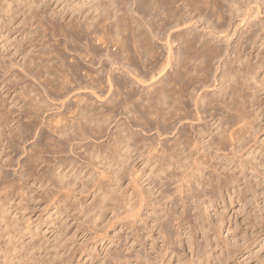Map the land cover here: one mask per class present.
Instances as JSON below:
<instances>
[{
    "label": "bare ground",
    "instance_id": "1",
    "mask_svg": "<svg viewBox=\"0 0 264 264\" xmlns=\"http://www.w3.org/2000/svg\"><path fill=\"white\" fill-rule=\"evenodd\" d=\"M28 1L29 0H27V2ZM110 1H112V0H110ZM124 1L128 2L127 0H124ZM124 1L123 2L119 1L120 3H122L121 5H123V8H124V4H123ZM159 1H161V0H159ZM171 1L172 0H168L167 3H165L164 1H162L161 3L160 2L155 3L153 1L154 3L151 2L152 4H154L153 7H152V5H149L150 4V1H149V4L146 3L145 6L140 5L139 8H141V6L146 7V5L147 6L149 5V8L150 7L153 8L154 11L151 10L152 8L151 9L147 8V9H149V11L150 10L151 11H150V16H148L149 14L148 15L146 14V15L148 17L152 18L151 12H155V15H156L155 18L158 19V17H160V19H158L157 21L155 20L156 21V28L160 33L163 32V33H166L168 35L170 32L167 33L166 31H168L167 29L169 28V25L172 23H173V25H172L173 27L170 26V27H172V29L175 28L174 26H176V28H178L179 25H180V27L182 25L183 29L186 27L184 29V31L179 32L177 35V40H178L177 43L178 42L179 43L177 46L178 49L176 48L177 52L175 54L177 56L175 55L176 57L174 59V62L172 60L173 50L171 51V47L168 48L169 53H168V56L166 55L167 56L166 59L164 60L163 59L164 57L161 58V60L159 59L160 56L161 57H162V55L164 56V54L161 55L162 49L160 48V46L159 47L154 46L156 43H154V45H153V39H155L156 36L158 37L159 32L156 31L158 33L157 34V33H154L155 31H153V33L155 34L154 35V34H152V31H151V34L154 37V38L152 37L153 38L152 39L151 38L152 35H149L150 32L149 33L146 32V30L148 29L147 26H148V24H150L149 22H152V21L148 20L147 21L148 23L146 22L147 23V26H146L147 29L144 31V29L142 27H139V26L144 24L143 23L144 20H142L143 24L141 23L139 25L137 23L140 19L138 21L136 20V23L139 25V26L137 25V27L136 26H134V27L130 26V24H133V25L135 24V22L131 21V19H130V22H132V23L129 22L130 23L129 26L132 27L131 28L132 34L130 33L132 35V37H131V35H129V36L132 38L131 41L133 43H131L130 41H128V42L132 44V46H133L132 49H134V52H130V48L132 46H129L128 45L129 43L125 39V37H127L126 35H128V32H130V31H128V32L126 31L125 32L126 34H124L125 36L121 35V37L123 36L125 39V40L121 39V40H124V41H121V42H123L122 44L120 41H118L120 35H117L118 39L112 36L113 39H117V41L114 40L115 43H114V41H113V43L115 44L116 48L118 47L120 49L119 52H121V55H119V54L117 56L114 55L115 57H112L113 54L111 52H110L111 56L109 54L103 53L101 50L103 48H101V47H100V49L96 48L97 43H96V45L94 44L95 47L93 49L87 48V46L83 47L84 50L86 48V52L84 53V50L79 51V54L77 53L78 54L77 55L75 52L77 50H79V49L76 50V48H79V47H77L76 45H71V43H69L70 44L68 46L69 48H70V46H73V47L76 46L75 49H72L74 51L72 54L75 53L77 56H79L78 58L82 59V60L80 59L81 62L84 63V61H85L86 64L85 63L81 64L77 60H76L77 62H75L74 61L75 59H74L73 60L74 62L72 64H70L69 66H66L64 63V59H63L64 56L62 57L59 53L56 54L57 52L55 53V51H56L55 49H54L55 51L53 50L54 52L52 50L47 49L48 45H46L47 46L46 49L48 51L45 52V55L42 54V56H44V58H42V56L38 57L37 55H35L36 58L38 57V59L40 61L38 62L37 59H35L37 62L31 61V60H34L32 58H35V56L33 55V57L30 58L31 56L28 54V53H30V51H29V48L26 47V45L28 43L27 41H30L32 39L30 38V36L28 37V35L25 33L28 32L29 30H32V29H29L28 31L24 30L23 39H20L23 42L19 45V50H18V46H17V48L14 47V50L17 49L15 54H18V56H20V57L23 56V59L27 58L26 59L27 61L24 60V61H26L25 64H23L24 68L23 67H21V68L26 70L30 76H33L34 78L39 79V81H40V78H45V81H44V79H42L44 81V85L49 87L48 89L51 92H54L53 94L58 95L60 98H64L66 101V102H63V104H60L64 108V110L62 112L55 113L57 111L54 112L55 108L53 109V107L55 106L57 110L59 108H57V105H54L53 103H51V102H54L55 99H51L50 100L51 102L48 101L49 99L48 100L46 99V98H48V97H45V95H44L45 93H47L46 91H45V93L39 92V89L35 88L32 85H25L24 88L19 86L22 88V89H20V88L19 89L21 90L20 93L23 97V103H24V105L21 107V111H23L27 114L26 115L27 118L34 119L33 121H37L39 118L43 117L45 114H47L46 115L47 117H51V119H49L48 121L45 120L46 123L44 124L45 125L44 127L48 130L47 132L49 134L48 136H46V139L48 140L47 143L49 144V147H51L50 149H52L51 153L53 152V153L63 154L67 150V147H69V148H71L70 151L72 153L78 155V157L81 156L82 158H80V159H83L85 161V163H83V165H79V163H77V161L74 162L75 160L73 161V159L68 160L67 157H66L67 160H65L66 158L64 160L59 159L60 161L56 162V164L53 167V170H51L52 172L46 171V175H43L44 177H43V179H41V182H40L42 186L45 185L46 187L48 186V188L52 187V189L55 188L57 191L58 190H60V191L66 190V192H67V189L69 188V186L71 188L73 183H71V185H70L71 181L66 180L68 177L63 176L64 173H66L65 172L66 170H68V172L70 174H72V175L74 174V177L77 180V176L79 174H81V172H83L84 170L90 169L91 166H93L94 161L101 164V165H97V166L95 165L96 168L97 167L101 168L102 164L105 165L106 161H109L108 159H110V158L113 160V162H115V161L121 162L122 165L125 162L127 163L128 161H131L130 163H132L131 164L132 167L131 166L130 167H128V166L124 167L126 169H129V174H126L128 171L121 166L122 170L124 169V171H121V172L128 175V177L136 175L135 172L137 170L136 171H134V170H135V164H137L136 163L137 160H139L137 165L141 164V165H143V167L146 166L148 168H153V170H151V172L150 171L149 172L151 173V175L154 178L156 176V179L154 181H152V180L150 181V184H149L150 186L147 185L148 189H144L143 187L141 188L140 185H138V186H140L141 189L138 186H136L141 190V191L138 190V192L140 191L139 192L140 194H137L138 192L136 193L137 195L140 196V197L137 196V197H139V202H137V203L133 202L134 199L136 198V197L134 198V196H133L135 193V191L133 189H131V190H133L134 192H131L129 190L131 192V195L127 193L129 196L125 194L126 193L125 190H128L127 188L124 191H122L123 195L125 194L126 196H128L127 201H126V205H125L126 208L123 205V207L126 209V211H128V213H127L128 215L125 214L126 215L125 218H126V220L129 219V222L127 223V225L125 223L126 226L125 225L124 226L127 227V230H129V232H130V233H128V236L126 237L127 241H128V244H126V247H125V251L128 254L126 258H128V256H129L128 259L133 258L132 256L135 254L134 257H135L136 264H141L140 261H144V262L149 263V264H156V262H158L159 260L162 262L163 259L165 260L164 257H166L167 255L170 256L171 254L173 255L175 253L174 249L176 248V246L177 247L180 246V248H181V245L183 243L182 238H181L182 236H184V235L187 236V239L191 243V241H193L192 239L197 237V236H195V234L197 232L201 231L202 234L200 233V236L203 235L202 229H204V227H202V225H201V221H203V219L201 220V218H200V217H203V215L200 216V213H202L201 210H202V208H204V206H206V203L208 201H209V203H212L214 201V200L212 201V197L211 198L208 197V195L210 196L212 191L211 192L208 191L210 194H207V192H206L207 191L206 189L209 186L210 187L208 189L212 190L213 189L212 184H214V182L212 180V178H213L212 175L209 174V176L207 177V171L208 170L213 169L209 173L213 172V173L217 174L219 172V174L217 176H220V177H221V175L223 176V177H221V179H220V177L216 178L218 180V181L215 180L216 183L218 182V184L220 185V188H219V185L217 184L218 185L217 188L219 190H224V191L227 190V192L230 196L237 195V193H238V196L247 193V192L246 193L242 192L240 194L239 193L240 191L237 192L238 190H236V188H238L237 186H240L242 183L241 181L244 182V180H245L244 185L246 184V188L249 191L252 190V192H255L253 190L257 189L255 183H254L255 188L253 189L254 184L251 182L250 179L247 178V170L248 169H251L252 171L254 170L255 165L252 166L253 164H251V161L255 162V160H251L250 162L244 160L245 156L243 159L242 151L245 152V150L248 146V143H245L247 141V139H245L243 136L244 135L247 136V134L249 135L250 132H252L254 130V127L252 128L251 126L254 123H256L257 121L262 122L263 117H264V98H263L264 97V41L261 45L262 48L259 47L262 50L260 52L256 51V53H257L256 56L252 57L253 55L248 53L249 52L248 51V45L250 46L251 38L255 32H254V29H252L254 27V25L249 26V29H250V30L248 29L249 34L246 32L248 35L246 34V36L245 35L242 36L241 40L239 42L237 41L238 42V44H236L237 46L234 47V49H232L231 53L234 54V57H232L233 59L231 61L229 59V61H228L227 59L224 58L225 60H227V62L225 64L223 62L224 65L220 64L219 67H216L215 66L216 63H214V61L215 60L219 61L220 59H222V56H223L222 45L217 44L216 42L213 44L214 41L213 42L210 41L208 36L209 35L215 36L216 37L215 40H217V42H218V39L220 38L221 35L223 36L224 34H227L224 31L225 29L222 30L223 29L222 24L224 23L225 18H224V14L222 11V7L220 5V1L219 0H187V1L183 0L182 2L184 3V1H185L186 3H184L182 6V2H180V0H177V4L181 3L180 6H182V7L179 6L180 7L179 8L175 4L174 6H177V9L175 7L176 10L173 9L174 10L173 12L171 11L173 8V6H172L173 4L172 5L170 4ZM174 1L172 3H174ZM237 1H240V2H238V3H240L239 5L235 4L236 2L235 3L233 2V3L238 7H235L234 4H232V3H231L232 6L228 5V6H231V7H229L230 10L228 11L231 13L229 19L233 18V20H234V18L239 17V15L241 18V15L244 12V9L241 10V8L246 6L245 5L246 1L248 3V0H244V2H241L242 0H237ZM108 2H109V0H108ZM114 2L117 3L118 0H115ZM129 2H131V1H129ZM98 3H100V2H98ZM104 3H105V8L107 9L109 6L108 3L106 1ZM106 3H107V5H106ZM116 3L114 5H116ZM133 3L134 2L132 1V4ZM27 4H29V3H27ZM103 4H101V5H103ZM109 4H110V2H109ZM112 4L113 3H111V5ZM132 4L130 5V7L132 6ZM156 4H158V5H156ZM251 4H253V3H251ZM96 5H95V10H97V6L99 7V5H97V6ZM135 5H136V3H135ZM168 5L172 6L171 8L169 7L170 10H168V8H167ZM249 5L246 7H249ZM258 5H256L257 7L253 6L256 8V9L254 8L255 10H259L260 7ZM6 6H8L7 3H6ZM117 6L118 5L115 6L118 9V10L116 9V11H118V14H116V15L117 16L119 15V17H120V15H123V14L119 13V11L122 7L119 9ZM125 6L128 7V4L125 3ZM27 7H29V6H27ZM115 7H113V8H115ZM100 8H102V7H100ZM22 9L25 10V8H22ZM99 9H98V13H99V11L101 13L102 9H100V10ZM112 9H110V7H109L107 9V11L108 10L112 11ZM126 9H124L125 13H127L128 14L127 16L129 17L131 14V13H128L130 8L128 7V9L127 10ZM143 9H146V8H143ZM201 9L209 10L211 12V15H209V16H212V18L214 17V20H216V22L221 21V23H219V24L221 25L222 29H217L218 27L217 28L212 27L213 25H211V26L209 25L207 28V26L205 25L206 27L204 26L205 28H203L202 31L204 32V29H205V30H208V32H209V30H210V33L208 34V36H206V35L200 36L203 33L202 34L200 33V35H199V33H197V31H195L194 26L197 24L198 25L200 24V22H201L200 18H202V17L199 16L200 18L196 19V17H193L190 12H192V13H193V11L199 12ZM142 10H141V12H142ZM252 10H253V8L251 7V9L249 8V10L247 9V11H245V12L247 14L248 11L250 13V11H252ZM28 11H31V10H28ZM126 11H128V12H126ZM131 11H132V9H131ZM136 11H138V9ZM146 11L148 12V10H146ZM240 11H242V14L239 13V15H237V13ZM22 12H24V11H22ZM120 12L123 13L124 11H120ZM143 12H145V11H143ZM111 13H114V12H111ZM115 13H117V12H115ZM252 13H253V11H252ZM102 14L105 15L106 12L105 13L102 12ZM164 14H166V15H164ZM246 14L242 15L244 18H242L239 21V25H240V22L241 23L245 22L244 20L247 17L244 15H246ZM106 15H105V18H106ZM108 15H110V14H108ZM152 15H154V14L152 13ZM162 15H164L166 17L161 18ZM22 16H23V13H22ZM139 16L140 15L137 14L138 18H139ZM141 16L143 19L142 14H141ZM27 17H30V16H27ZM27 17H25V18H27ZM37 17H38V15H37ZM112 17H114L113 14H112ZM197 17H198V15H197ZM114 18H111V19H114ZM127 18H126V20L125 19H122V20H125L126 22H128L129 21L128 19L131 18V16L128 19ZM150 18L146 17V19H150ZM248 18L250 19V16ZM94 19H93L94 20L93 24L96 23L97 18L94 17ZM109 19H108V22H109ZM115 19H114V21H115ZM84 20L85 19L83 18V22H85L88 19H86L85 21ZM101 20H104V19H101ZM119 20H121V17ZM134 20H135V18H134ZM76 21L73 23H76ZM100 21L97 20L98 25H101V24H99ZM106 21L107 20H104L102 22L105 23ZM110 21H112V20H110ZM125 21H124V23H125ZM78 22L79 21H77L76 25L78 24ZM87 22H88V26L90 27L89 24H91L92 22L89 23V20ZM108 22L106 24H108ZM119 22H118V24H120ZM154 22H153L152 28H153V26H155ZM230 22H231V20H230ZM56 23H57V21H56ZM109 23L112 24V22H109ZM124 23L122 21V24H121L122 27L124 26L123 25ZM79 24H80V22H79ZM85 24H86V22L84 23V25ZM76 25H74V26L77 27L78 25L77 26ZM95 25L93 28H95V27L98 28V25H96V26ZM102 25H103V23H102ZM102 25L100 26L101 30H102ZM108 25H109V27H112V26H110V24H108ZM114 25L116 26V21H115ZM31 26L33 27L34 25H31ZM39 26H40V24H39ZM74 26L70 27L71 28L70 30H72V28H74ZM81 26L83 27V25H81ZM85 26H87V24ZM126 26H128V24L125 25V27H124L125 29H126ZM25 27H27V26H25ZM38 27H37V29H38ZM122 27L119 29V26H118V29L120 30V32L119 31L118 32L120 34L123 33ZM180 27H179V29L182 28V27L181 28ZM78 28H80V26L75 28L76 32H74L73 30L72 31H73V34L76 33L79 36V38H80V36L84 37L82 35L84 33H87L86 35L93 37L92 36V35H94L93 29H92V31H89L88 28L87 29L84 28V30L78 29ZM97 28L95 30H97ZM57 29H59V28H57ZM110 29H111V31H108V33H110L109 35H110V39H111V35H113L114 33L118 34V32L116 31L117 29L116 30H112V28H110ZM125 29H124V31H125ZM101 30H99V32ZM149 30H151V28H149ZM228 30L226 29V31H228ZM105 31L107 32V30H105ZM105 31H103L104 35L107 34ZM112 31H114V32H112ZM169 31H170V29H169ZM175 31H174V33H175ZM44 32L46 34L45 30H44ZM44 32H43V34H44ZM97 33H98V31H97ZM101 33H102V31H101ZM222 33H224V34H222ZM49 34H52V33H49ZM166 34H164V35L162 34L161 36H166ZM104 35H103V37L106 36V35L105 36ZM234 35H235V33H234ZM3 36H4V30H3V28H1L0 38H3ZM32 36H36V35L32 34ZM63 36L65 37V34H63ZM228 36L230 37V35H228ZM97 37H100L99 34L97 35ZM167 37H162V38L166 39ZM95 38H96V35H94V39ZM101 38H102V35H101L100 39ZM158 38H156V41L158 40ZM211 38L212 37H210V39ZM65 39L67 40V38H65ZM88 39H87V41H88ZM97 39H99V38H97ZM97 39H95L94 42H96ZM103 39H105V38H103ZM113 39H111V40H113ZM159 39L162 40L161 38H159ZM167 39L165 41H161V42L165 43L167 41ZM72 40H74L75 44H78V46H79V44L82 43V41H81V43H80V41L78 43H76L77 41L75 39H72ZM80 40H81V38H80ZM170 40H172V39H170ZM222 40L224 42L226 40V43L228 44L227 41H229V39L227 40V38H226L225 40L224 39H222ZM252 40H253V38H252ZM33 41H34V39H33ZM107 41H109V40L107 39ZM125 41L127 42V44H124ZM38 42H40V40ZM66 42H68V41H66ZM111 42H109V43H111ZM33 43H35V42H33ZM37 43L35 44L36 46H37ZM103 43H105V42H102L101 44H103ZM107 43L108 42H106L105 44H107ZM113 43H112V45H113ZM166 43H165V49L168 47L167 45L169 44L168 42H166ZM47 44H48V42H47ZM85 44H81V45L84 46ZM87 44L89 45L90 41ZM105 44H103L104 47L106 46ZM161 44H163V43H161ZM42 45H44V44H42ZM99 45H97V46H99ZM172 45H173V43L171 44V46ZM251 45H253V41H252ZM64 46H66V44ZM113 46H112V48L115 47V46L114 47ZM54 47H56V46H54ZM106 47H109L108 44ZM35 48H37V47H35ZM43 48H44V50H46L44 46H43ZM58 48H59V46H58ZM116 48H114V49H116ZM158 48H160L161 51H159ZM162 48H163V46H162ZM226 48L227 47H225V49ZM32 50H33V48H32ZM67 50L70 52L69 49H67ZM117 50L118 49H116V51ZM258 50H260V49H258ZM131 51H133V50H131ZM163 51H166V50H163ZM227 51H228V49L226 50V52ZM106 52H107V49H106ZM116 53H118V51ZM54 55H57L58 57L54 56ZM228 55H229V53H228ZM227 57H230V55ZM73 58H74V56H73ZM96 59H97V61H96ZM29 60L31 62L30 65L27 64V62ZM55 60H57V61L55 62ZM213 63L215 65H213ZM108 66H110L109 69L106 68ZM214 67H216V69ZM120 69L121 70L123 69V71L125 73H127L129 76L124 77L126 74L123 72L122 73L124 74V76H122L121 72L119 74L115 73V70L118 71ZM142 69H145V70H142ZM212 70L215 72L216 71L219 72L218 70H220L218 77L216 75V77H214V79H212L214 81L212 84L217 83L216 87H218V89L216 88L217 91L215 92L216 96L215 97L212 96V99H209V100H207L208 96L203 97L200 95L199 97L198 96L196 97V93H195L194 89L191 87H195V86L200 85L201 88H203L202 91L204 90V88L206 89V85H208V83L211 81V80L209 81L210 77L208 78V76H210L213 73ZM210 72H212V73H210ZM215 72H214V74H217ZM209 73H210V75H208ZM104 75H105V78H107V82H104ZM156 77H159V78H157V80H155ZM16 78H17V76H16ZM10 79H12V77L9 78V81L10 82L13 81ZM149 79H150L151 83H153V84H150L151 87H153V89H150V87H149V88H146L148 90L145 89L146 91L145 90L140 91L137 84H139L141 86L142 84H145L146 82L148 83ZM35 81H36V79H35ZM10 82H9V84H10ZM105 83L106 84L108 83L107 88H106ZM210 84L211 83H209V86H210ZM152 85H154V86H152ZM4 87H6V86H4ZM4 87H2L1 91L4 90ZM211 87H213V86H210V88ZM6 88H8V87H6ZM189 88L193 89V92L195 93V97H192V98H196V100L194 99L195 101L193 99H191V96L194 95L193 93L191 96L189 95V97H188L187 93L189 92V90H188ZM196 88H200V87H196ZM106 89H108V91ZM208 89L209 88H207L206 90H208ZM44 90L45 89H43V91ZM187 90H188V92H187ZM8 91H10V90H8ZM106 91H107V93H106ZM196 92H198V90ZM199 92H200V90H199ZM205 92L207 93V91H205ZM205 92H204V94H205ZM105 93H106V100L103 99V97L101 98V96H104ZM4 94H5V92H4ZM71 94L73 96V99H74V96L76 98V99H74V101H72L73 100L71 98L72 96L70 97L71 100L69 99V101H68L66 99ZM99 94L101 95L100 98H99ZM102 94H104V95H102ZM90 95L92 97L94 96V98L96 96L95 99L98 98L96 102H98L102 99L105 100L103 102L105 104V105L103 104L104 108L100 107L99 105L97 106L96 103H93V101H91V100H93V98H89ZM12 96H13V94H12ZM46 96H48V95H46ZM194 102H195V105H193V106H195V107L197 106L196 107L197 110H196V108H195V110L198 111L197 114L195 113L197 115L196 117L198 119H200L199 114H200V116H201V113L203 114V116H204V114H206L205 117L207 116L206 118H209L211 121L214 122L213 124L208 125L209 128L214 127V125L216 126L218 123V128L217 127H215V128L220 129V130H215V131H218L217 134L221 135V137L216 136L217 137L216 138L214 135H212L213 134L212 132L209 133V131H211V130L206 132V131H203V130H205L204 128L203 129H200V128L197 129L196 128L194 130V127H192L194 132H195V133L193 132L195 134V137L192 138L190 135H188L186 133L187 130L184 131L185 128H183V126L185 125V123L183 124V126H180V128H178V126L181 125L183 121L189 120L190 118H191V120H193L194 118L197 119L196 117H193V119H192L193 113L191 114V112H190L191 111L190 107H192L191 105ZM198 105H200L199 109H201L200 110L201 113L198 110ZM22 114H24V113H22ZM121 114H124L126 116L129 123L134 122L135 124H133V125H135V126H138V125L139 126L140 125L151 126L152 123H150V122H153L154 124L158 123L159 126L156 125V127H158L156 130H158L161 133V136H164V135L167 136L169 134H171V135L173 134L176 136L178 135V137L175 136L176 137L175 140L172 139V142L174 141V143H172V146H170L168 148L166 147L167 143L164 144L165 142L163 141V143H162L161 140L158 141L156 144H153V142H156L155 141L156 139L152 142L149 140V142L151 144H147L146 143L147 139L145 138V140H144V138L142 137V139L145 142L144 141L141 142L139 140H142V139L140 137H139L140 139H138L137 136L139 135L140 132L143 133V132H147V131H145V130L140 131V130H143V128H142V129H139L138 131H140V132L137 133V132H134L132 130V127L130 126V124L128 126H130L131 128L128 126H125V124H123L122 122H121L122 124L120 122L119 123L116 122V118L119 117V115H121ZM1 116H2V114H1ZM1 116H0V119H1ZM203 116H201V118ZM191 120H189V121L191 122ZM200 120L203 121V118ZM120 121H121V119H120ZM128 121H126V122L128 123ZM196 121H199V120H196ZM5 122H6V119H5ZM142 122L143 123L146 122V123L143 124ZM186 122H188V121H186ZM193 122H194V120H193ZM193 122H191V123H193ZM38 123H39V121H38ZM113 123H115V124L112 127ZM199 123H201V121H199ZM17 124H18L17 125L18 129H13V127L10 126L11 123L10 124L9 123H3V122L0 123V128L3 130V131L2 130L0 131V137L3 135L4 131L8 130L7 132H9L10 134H13L14 137L17 138V140L18 139H19V141H20V139L23 140L25 134H27L26 129L25 130L22 129V126L19 125L20 123H17ZM261 124H263V122ZM261 124L259 123V125H261ZM191 125H193V124H191ZM259 125L257 127H259ZM237 126H243L245 128L244 129L242 127L238 128ZM192 128H189V130H191ZM262 128L261 129L264 131V126ZM206 129H207V126H206ZM258 130H260V127ZM149 131L151 132V128ZM159 132H156V133L158 134ZM253 132L256 133L255 130ZM190 134H192V133H190ZM194 134H193V136H194ZM51 136H53V138H51ZM252 136L254 138L256 137L253 134H252ZM54 137L56 139L58 138L57 140H59V141L55 140ZM159 137H160V135H159ZM206 137H209V138L212 137V138L210 140L208 138L209 141L205 142ZM248 137L250 138V136H248ZM157 138H158V136H157ZM91 139L94 142L96 140L97 141H100V140L103 141L104 140L106 142V144L104 142H102V144H95L94 145L92 143ZM89 140L91 141V144L94 145V146L92 145L93 148L92 147L90 148L91 144L89 143L90 142ZM249 140H251L250 142H252V140H253L252 137ZM8 141H10V140H8ZM253 141H254V143H256L255 139ZM103 143H104V145H103ZM168 144H169V141H168ZM254 145L256 146V144H254ZM253 147L254 146H252V148ZM248 148H249V146H248ZM39 149H41V148H39ZM140 149H144L145 153L143 152L144 154H141L139 152ZM201 150L203 151L202 153H201ZM208 150L209 151L213 150L214 153L213 152L211 153V151H210L211 154L207 153ZM32 151H33L32 164L34 165V167L36 166V168H37V165L39 166L40 163H43V164L45 163V162H42V160L44 158H42L43 156L41 155V151L37 150V152H36V150H34V149ZM196 155L197 156L199 155V157H197ZM252 155H254V154H252ZM195 157H197V158H195ZM246 157H248V156H246ZM249 157H248V159H250ZM251 159H252V156H251ZM215 160H219L221 162L218 163ZM207 161H210L209 163H212V161H214L215 163H218V164L214 163L215 166L213 165V166H210L212 168H209ZM222 161L226 162L225 166L222 164ZM119 162H117V163L119 164ZM110 165H112V163ZM32 166H31V168H32ZM108 166L109 165H107V167ZM222 166H224V167H222ZM102 167L106 168V165L102 166ZM109 167H108V169H109ZM36 168H34V169H36ZM114 168H115V166H113V169ZM140 168L142 169L141 173H143V168L142 167H140ZM34 169L32 170L33 173H35ZM113 169L111 168V170H113ZM206 169H207L206 174H204L205 173L204 171ZM117 170H118V168L116 169V171ZM144 170H145V168H144ZM256 170L257 169H255V171ZM105 171H107V170H105ZM116 171L113 170V172L115 173L114 178L116 177L119 170L117 172ZM107 172H109V171H107ZM107 172H106V174H107ZM149 172L147 171L148 174H149ZM257 172H258V170H257ZM28 173H30V172H28ZM254 173L257 174L256 172H254ZM88 174H90V173H88ZM96 174H97V172H96ZM98 174L96 176H98ZM108 174L111 176L110 173H108ZM125 174L123 175L124 177H125ZM137 174L140 177L141 174H139V173H137ZM258 174H259V172H258ZM67 175L69 176V174H67ZM100 175H102V174L100 173ZM146 175L143 177H146ZM149 175H147V176H149ZM260 176H261V173H260ZM102 177L107 179V177H105V173H104V175L101 176V178L99 180H101V179L105 180ZM136 177H138V176L136 175ZM143 177H141V178H143ZM258 177H259V175H258ZM110 178H109V180H110ZM114 178H113V180L116 179V178L115 179ZM118 178H119V176H118ZM157 178H158L159 182H158ZM129 179H133V181H134L137 178H129ZM95 180H96V178H94V181ZM149 180H150V178H149ZM253 180H255V179H253ZM42 181H43V183H42ZM116 181L118 182L119 179ZM135 181H138V180H135ZM164 181H166V182H164ZM108 182L110 183V181H108ZM211 182H213V183L211 184ZM260 182H261V180H260ZM111 183H112V181H111ZM130 183L132 184L131 185L132 188H136V187H133L134 184H133V182H131V180H130ZM144 183L146 185L147 181ZM148 183H149V181H148ZM153 183H154V186H152ZM216 183L214 185H216ZM92 184H94V182ZM108 184L104 183V185H106V186ZM112 184H111V186H112ZM116 184L120 185V182L116 183ZM140 184H141V182H140ZM158 184H161V187L163 186V189H167L166 186H168V185L169 186H171V184L175 185V188H174L175 192L174 193L180 197V199L178 198V200H179L178 203H180V208H182V211L180 214L178 213L179 209H178V211L174 210V212H169L171 208L170 209L167 208V206H169V204H172V205L177 204V202H175L176 198H174L175 195H174L173 191H170V190H173V187H172V189L170 188L169 193H168L167 192L168 190L164 191L162 189L163 190L162 191L161 189L160 190L157 189L156 187L158 186ZM257 184H259V183H257ZM261 184H263V183H261ZM104 185H103V187H105ZM83 186H85V185H83ZM142 186H143V184H142ZM164 186H165V188H164ZM169 186H168V188H169ZM258 186H260V185H258ZM93 187H94V185H93ZM99 187L102 189V186H99ZM108 187H110V185H108ZM127 187H130V184L127 185ZM199 187H202L201 188L202 192L200 190V192L196 193L197 191H199L198 190ZM82 188L84 189V187H82ZM120 188H122V187H120ZM120 188H118V189L121 192ZM210 188H212V189H210ZM214 188H215L214 190H217L215 186H214ZM239 188H242V186H240ZM97 189H98V187H97ZM105 189H106V187L104 188V190ZM112 189H111V192H113V191L115 192L117 188L116 189L114 188L115 190L114 189L112 190ZM230 189H233L232 190L233 193H230ZM70 190H72V189H69V191ZM154 190H156V192H154ZM219 190H218V192H219ZM262 190L264 191V189H262ZM90 191H92V190L90 189ZM170 192H172V193L170 194ZM186 192L189 193V195L186 196L185 195ZM156 193L159 194L158 196L161 199H159V197H156ZM213 193H212V196H213ZM220 193H221V191H220ZM262 193H264V192H262ZM117 194H118V192H117ZM225 194L222 193L221 195L224 196ZM256 194H258V193H256ZM56 195H53V196H56ZM94 195H96V194H94ZM107 195L109 196V193H107ZM114 195H116V194H114ZM217 195H218V193H217ZM246 195H248V194H246ZM103 196H105V195H103ZM106 196L104 198H106ZM253 196L255 197L256 195H253ZM258 196H259V194H258ZM109 197H111V196H109ZM111 198H113V197H111ZM124 198H126V197L124 196ZM213 198H214V196H213ZM217 198H218V196H217ZM219 198H220V196H219ZM230 198H232V197H230ZM6 199L9 200V198H7V197H6ZM6 199H5V201L8 202ZM214 199H216V198H214ZM107 200H108V198H107ZM107 200H104V201L106 202ZM111 200L112 199L109 198L110 202H111ZM250 200H248V202ZM99 201L100 200H98V203H99ZM109 201H108L109 205H112ZM114 201H116V199ZM114 201H112V202H114ZM231 201H233V199ZM252 201H253V198H252L251 202ZM4 202H1V203L4 204ZM6 202H5V204H6ZM123 202H124V200H123ZM123 202H121V203H123ZM222 202H223V200H222ZM246 202H247V200H246ZM255 202H256V200H255ZM9 203H11V202H8V204ZM121 203L118 206L119 209L116 208L117 206L116 207L113 206V207H115V209H117V211H118V210L122 209L120 207ZM99 204L102 205L105 203H102V204L99 203ZM117 204L118 203L116 202V205ZM2 206H0V207H2ZM104 206H106V205H104ZM104 206H102V207H104ZM97 207H99V206H97ZM110 207H109V209H110ZM173 207H175V206H173ZM205 208H208V207H205ZM205 208H204V210L206 211L207 209H205ZM105 209H107V208H105ZM105 209H103V210H105ZM111 209H114V208L111 207ZM135 209H137L139 211L138 215L135 213V212H137V210L135 211ZM3 211H4V209H3ZM98 211H99V209H98ZM192 211H193V213L195 211V213L193 214ZM4 212H6V210ZM111 212H113V211H111ZM118 212L120 213L121 211H118ZM123 213H126L125 210H123ZM99 214H97V215H99ZM113 214H111V215H113ZM115 215H117V212ZM125 215L123 214V216H120V217H123V219H124ZM100 216H102V215H100ZM100 216H99V218H100ZM117 216H116V218H117ZM143 216H144V218L146 217L145 220L143 219ZM127 217H129V218L127 219ZM118 218H119V216H118ZM97 219H98V217H97ZM100 219H102V218H100ZM111 219H113V217ZM114 219H115V217H114ZM248 219H250V218H248ZM118 220H120V219H118ZM95 221H97V220L95 219ZM198 221H200V222L198 223ZM258 221L260 222V219ZM138 222H140V223L143 222L142 223L143 226H141V228H140V225H142V224L139 225ZM196 222L198 223V225H196L197 224ZM137 223L139 225V229L136 228ZM194 223H196V224H194ZM13 225H15V223ZM4 226H6V225H4ZM19 226L20 225H18V227ZM3 227L0 228V230L1 229L4 230L5 228H8V226L5 228H3ZM15 228H13V229H15ZM17 229L18 228H16V230ZM3 230H1L2 232L0 231L1 232L0 234H4ZM16 230H15V232H16ZM20 230H19V232H20ZM23 230H21L22 235H23ZM10 231L11 230L8 231L9 233H7V236L9 234H12V232L10 233ZM204 232H206V231L204 230ZM5 234H6V232H5ZM14 235L16 236L15 233L13 234V236ZM104 235H102L104 238H108V237H105ZM15 236L12 238L15 239L16 238ZM96 237L97 236H95V238ZM203 237L204 236H202V239H203ZM9 238H10V236H9ZM104 238L101 237V239H104ZM197 238H195V239L197 240ZM205 238L208 239V235ZM11 239H9V241ZM15 242H17V240ZM20 242H22V241H20ZM130 242H132L131 245H130ZM207 242H208V240H207ZM7 243L8 242L6 241V244ZM19 243L14 244V245L12 244V246H13L12 248L10 246L11 255H10V253H7V252H6L7 254L4 253V254H6L5 259L9 260L7 257L8 254H9V258L11 257L9 263H11V264H56V262H54V260H45L44 257L38 256L37 253L32 254L31 249H33V248H29L28 244H27L28 245L27 249H29L31 251H27L26 248H21V245L23 243L22 244H19ZM10 244L11 243L9 242L7 245H10ZM200 244H202V243H200ZM200 244H198L199 247L203 248V246ZM135 245H138L139 247H141L142 250L140 249V251H136ZM187 245H189V244H187ZM206 245H209V244H206ZM173 246H174V248H173ZM107 247L108 246H106V248ZM148 247H149V251H147ZM1 248H0V250H1ZM192 249H190V250L192 251ZM196 249H199V248H196ZM35 250H37V249H35ZM199 250H198V252H199ZM203 250H205V248H203ZM196 251L197 250H195V252ZM37 252H39V249ZM133 252H136V253H133ZM200 252H202V251H200ZM206 252L207 251H205L204 255H206ZM0 253H1V251H0ZM202 253H204V251ZM202 253H199L201 258H203V256H201ZM104 255H105V253H104ZM106 255H107L106 257H108V256L111 257L112 260H114L115 258L118 257L117 254L110 253L109 251L106 252ZM198 255L196 256L197 260L199 258ZM207 255H208V252H207ZM2 256H3V252H2ZM171 257L172 256H170V259H171ZM204 258L202 260H204ZM5 259H4V261H5ZM7 260L5 261L4 264H8ZM199 260H201V259H199ZM128 261L131 262L130 260H128ZM199 262L202 263L203 261H199ZM201 263H199V264H201Z\"/></svg>",
    "mask_w": 264,
    "mask_h": 264
},
{
    "label": "rangeland",
    "instance_id": "2",
    "mask_svg": "<svg viewBox=\"0 0 264 264\" xmlns=\"http://www.w3.org/2000/svg\"><path fill=\"white\" fill-rule=\"evenodd\" d=\"M107 2L108 3V8L110 7V9H112L113 7H115L116 5H118L117 7L120 9L121 7V9H120V11H124L123 13H121L120 11H119V13L120 14H123V15H120V17H121V20H119L120 19V17H119V15L117 16L116 14H118V11H116V7L115 8H113L112 9V11L110 10H108L107 11V9L105 8V3L104 2ZM115 0H112V1H110L109 0V2H110V4H109V2H108V0H29L28 2H27V0H0V31H1V28H3V30H4V36H3V38H0V116H1V114H2V116H1V119H0V123H11V125L10 126H12L13 127V129H18V127H17V123H20L19 125H21L22 126V129H26V133L27 134H25V136H24V138H23V140L22 139H20V141H19V139L17 140V138H15L14 137V135L13 134H10L9 132H7L8 130H6V131H4V133H3V135L0 137V206H2V207H0V228H2L4 225H6V226H4L3 228H5V227H7L8 226V228H5L4 230L3 229H1V230H3L4 232V234H0V248H1V253H0V264H4L5 263V261L7 260V259H5V255L7 254V253H10V255H11V252H10V249L13 247L12 246V244L14 245V244H18L20 241H22V242H20L19 244H22L21 245V248H28L27 246L29 245V248H33L34 250L35 249H37V250H33V249H31V250H29V249H27V251H31V253L32 254H34V253H37V255L38 256H41V257H44V259L45 260H54V262H56V264H136V261H135V257H134V255L132 256L133 258H130V259H128L129 258V256H128V258H126L127 257V252L125 251V247H126V244H128V241H127V236H128V233H130L129 232V230H127V227H125L126 225H127V223L129 222V217H127V219L128 220H126V215L125 214H127L128 213V211H126V201H127V197L129 196L128 194H130L131 195V192H134L135 191V193H134V198L137 200H135L134 199V201L133 202H139V195H137V194H140L139 192L141 191L140 189L143 187L144 189H148V187H147V185H149L150 184V181L152 180V181H154L155 179H156V176H155V178L151 175V170H153V168H148V167H146L145 165V167H143V165H141V164H139V165H137L138 164V162H139V160H137V164H135V170L134 171H136L135 172V174L138 176V177H136V175H134V176H130V177H128V175H126V174H129V169H126V168H124V167H126V166H128V167H132V163H130L131 161H128L127 163L125 162L123 165H122V163L121 162H119V161H115V162H113V160L110 158V159H108L109 161H106V168L105 167H102V166H105L104 164H102V166H101V168L100 167H97L96 168V166L97 165H101L100 163H97V162H93V166H91V168L90 169H86V170H84L83 172H81V174H79L78 176H77V180L75 179V177H74V174L72 175V174H70L69 172H68V170H66L65 172L66 173H64V175L63 176H66V177H68L66 180H69V181H71L70 182V185H71V183H73L72 184V187L70 188V186H69V188L67 189V192H66V190H56L55 188L54 189H52V187H49L48 188V186L46 187L45 185H41V179H43V175H46V171L48 172H52L51 170H53V167H54V165L56 164V162H58V161H60L59 159H65L66 157L68 158V160L70 159H73V161L74 162H76L77 161V163H79V165H83V163H85V161L83 160V159H80V158H82L81 156L80 157H78V155H76V154H74V153H72L70 150H71V148H69V147H67V152L65 151V153H63V154H58V153H51V150L52 149H50L51 147H49V144L47 143L48 142V140L46 139V136H48L49 134H48V130L44 127L45 125V123H46V121H48L49 119H51V117H47L46 115L47 114H45L43 117H41V118H39L37 121H33L34 119H31V118H27V114L25 113V112H23V111H21V107L24 105V103H23V97H22V95H21V93H20V89H22L21 87H25V85H32V86H34L35 88H38L39 89V92H42V93H45V91L47 92V93H45L44 95H45V97H48V98H46L49 102H51L50 100L51 99H57L56 101L54 100V102H51V103H53L54 105H57V108H59L58 110L56 109V107L54 106L53 107V109H54V112L55 111H57V112H55V113H58V112H62L63 110H64V108L60 105V104H63V102H66L65 101V99L64 98H60L58 95H56V94H53L54 92H51L48 88L49 87H47L46 85H44V81H45V78H40V81H39V79H37V78H34L33 76H30L29 75V73L26 71V70H24L23 68V64H25V62L27 61L26 59L27 58H25V59H23V56H18V54H15V52L17 51V49L16 50H14V47L15 48H17V46H18V50H19V45L23 42L22 40H20V39H23V33H24V30L25 31H28L29 29H32V30H29L28 32H26L25 34H27L28 35V37L30 36V38L32 39V40H30V41H27L28 43H27V45H26V47H28L29 48V51H30V53H28L31 57L30 58H32L33 57V55L35 56V55H37L38 57L40 56H42V54L43 55H45V52H47L48 50L47 49H49V50H54L55 51V53L56 54H60L62 57L64 56V63H65V65L66 66H69L70 64H72L74 61L75 62H79V63H83V62H81V58H78L79 56H77L78 54H79V51H83L84 50V48L83 47H86L87 46V48H94L95 47V45H96V43H97V45H99V46H97L96 45V48H98V49H100V47L101 48H103V49H101L102 50V52L103 53H105V54H109L110 55V52L113 54L112 55V57H115V56H117L118 54L119 55H121V52H119L120 51V49L117 47L116 48V46H115V41H117V35H120L119 36V39H118V41H124L125 39H126V41L128 42V41H130L131 43H133L132 41H131V37H132V33H131V28L132 27H134V26H136L137 27V25L139 24H141L142 23V20H144L143 21V23L145 24H143V25H141V26H139V27H142L143 29H144V31L147 29V27H148V29L146 30V32L147 33H149V35H152V34H154V33H157V32H159L158 30H157V28H156V21L158 20V19H160V17H158V19H156L155 17H156V15H155V12H151V16H152V18H150V17H148V16H150V11L152 10V11H154L153 10V6H154V4H152L151 2H155V3H161L162 1H164L165 3H167V1L168 0H161V1H159V0H127L128 2H126V1H124V0H118V2L116 3V2H114ZM123 2L124 1V8H123V5H121L122 3H120V2ZM129 1H131V2H129ZM132 1L134 2L133 4H132ZM149 1H150V4H149ZM174 0H172L171 2H170V4L173 6V8H172V12L174 11L173 9H175V7H176V9H177V6L179 7L180 6V4H177V0H175L174 1V3H172ZM183 0H180V2H182ZM185 1H187V0H185ZM184 1V3H186ZM220 1V5H221V7H222V11H223V14H224V18H225V20H224V23L222 24V27H223V29H222V27H221V25L219 24V23H221V21H217L216 22V20H214V17L212 18V16H209V15H211V12L209 11V10H203V9H201L199 12L198 11H193V13L192 12H190L191 14H192V16L193 17H196V19H198V18H200V17H202V18H200L201 19V22H200V24L197 26V25H195L194 26V29H195V31H197V33H199V35H200V33L202 34V35H200V36H203V35H206V36H208V34L210 33V30H209V32H208V30H205L204 29V32L202 31V29L203 28H205L206 26H207V28H208V26L210 25H213L212 27H215V28H217V29H222V30H224L227 34H224V33H222V34H224L223 36L221 35L220 36V38L218 39V42H217V40H215V36H213V35H209L208 36V38H209V40L210 41H214L213 42V44L216 42L217 44H220V45H222V49H223V56H222V59H220L219 61H214V63H216V65L213 63V65H215L216 67H219L220 66V64H223V62H224V64L227 62V60L229 61V59H230V61L233 59L232 57H234V54L233 53H231L232 52V49H234V47H236L237 45L236 44H238V42L241 40V37L242 36H246V34L248 33L249 34V26H252V25H254V27L252 28V29H254V34H253V36H252V38H253V40H252V38H251V41H250V43L252 44V41H253V45H251L250 44V46L248 45V53H250V54H252L253 56L252 57H255L256 56V51H258V52H260L262 49V43H263V41H264V0H248V3H247V1H246V6H248L249 4V7H246V6H244V7H242L241 8V10L242 9H244V12H243V14H246V12L245 11H247V9L249 10V8L251 9V7L253 8V13H252V11H250V13H249V11H248V13L246 14V15H244V16H246L245 18V22H243V23H241L240 22V25H239V21L242 19V18H244L242 15V11H240V12H238L237 13V15H239V13H241L242 15H241V18H240V15H239V17H235L234 18V20H233V18H231V19H229L230 18V15H231V13L230 12H228L229 10H230V8L229 7H231L232 6V4H234L235 2V4H240V3H238V2H240V1H235V0H219ZM226 1V2H225ZM98 2H100V3H98ZM153 2V3H154ZM179 2V1H178ZM234 2V3H233ZM241 2H244V0H242ZM256 2V3H255ZM6 3H7V5L8 6H6ZM27 3H29V4H27ZM31 3V4H30ZM104 3V4H103ZM107 3H106V5H107ZM111 3H113L112 5H111ZM116 3V5H114ZM125 3L126 4H128V7L130 8L129 9V12L128 11H126V12H128V13H131L130 14V16H131V18H129L127 15V13H125V10L124 9H128V7H126L125 6ZM132 4V6L130 7V5ZM135 3H136V5H135ZM142 3V4H141ZM144 3V4H143ZM146 3H148L149 5H152V7H150L149 8V5L147 6L146 5V7H143V6H141V8H139L140 7V5H144L145 6V4ZM183 2H182V6H183V4H184ZM232 3V4H231ZM251 3H253V4H251ZM259 5H258V4ZM39 4V5H38ZM99 5V7L97 6V5ZM101 4H103V5H101ZM177 5V6H174V5ZM234 4V6L235 7H238V6H236ZM248 4V5H247ZM22 5V6H21ZM24 5V6H23ZM95 5L97 6V10H95ZM156 5H158V4H156ZM171 5H168V10H170V8L172 7ZM228 5H231V6H228ZM242 5V4H241ZM256 5H258L260 8H259V10H255L256 8L255 7H257ZM27 6H29V7H27ZM182 6H180V7H182ZM253 6H255V7H253ZM20 7V8H19ZM34 7V8H33ZM37 7V8H36ZM100 7H104L103 9L102 8H100ZM107 7V6H106ZM112 7V8H111ZM126 7V8H125ZM146 8V9H143V8ZM170 7V8H169ZM179 7V8H180ZM22 8H25V10L24 9H22ZM36 8V9H35ZM102 9L101 10V13H100V11H99V13H98V9ZM147 8H149V9H151L150 11H149V9H147ZM255 8V9H254ZM27 9V10H26ZM39 9V10H38ZM77 9V10H76ZM99 9V10H100ZM115 9V10H114ZM126 9V10H127ZM131 9H132V11H131ZM138 9V11H136ZM142 10V12H141V10ZM175 9V10H176ZM246 9V10H245ZM19 12H18V11ZM28 10H31V11H28ZM118 10V9H117ZM146 10H148V12L146 11ZM9 11V12H8ZM22 11H24V12H22ZM74 11V12H73ZM96 11V12H95ZM131 11V12H130ZM143 11H145V12H143ZM204 11V12H203ZM227 13H226V12ZM23 13V16H22V13ZM102 12L103 13H105L106 12V14L108 13V14H110V15H106V18H105V15L104 14H102ZM111 12H114V13H111ZM115 12H117V13H115ZM135 14H134V13ZM138 12V13H137ZM201 12V13H200ZM35 13V14H34ZM143 15V19H142V16H141V14ZM145 13V14H144ZM152 13L154 14V15H152ZM184 13V12H183ZM199 13V14H198ZM256 13V14H255ZM28 14V15H27ZM73 14V15H72ZM78 16H77V15ZM102 14V15H101ZM112 14H113V16L116 18H114V17H112ZM125 14V15H124ZM134 14V15H133ZM137 14L138 15H140L139 16V18L137 17ZM148 16H147V15ZM37 15H38V17H37ZM82 15V16H81ZM89 15V16H88ZM117 17H116V16ZM164 15H166V14H164ZM164 15H162L161 16V18H164V17H166V16H164ZM197 15H198V17H197ZM250 16V19L248 18L249 16ZM27 16H30V17H27ZM55 16V17H54ZM61 16V17H60ZM84 16V17H83ZM125 18H124V17ZM133 16V17H132ZM136 16V17H135ZM200 16V17H199ZM25 17H27V18H25ZM37 17V18H36ZM73 19H72V18ZM75 17V18H74ZM81 17V18H80ZM86 17V18H85ZM90 17V18H89ZM94 17H96L97 18V20H101V19H104V20H107L105 23L104 22H102V21H104V20H101L100 22H99V24H101L102 25V23H103V25H102V30L100 29L101 27V25H98V22H97V20H96V25H98V28L97 27H95V28H93L94 27V25L95 24H93V22H94ZM129 19H128V18ZM146 17L147 18H150V19H146ZM179 17V16H178ZM206 17V18H205ZM35 18V19H34ZM72 20H71V19ZM83 18L86 20V19H88L89 20V23L90 22H92L91 24H89L90 25V27L88 26V20H84L85 22H86V24H87V26H85L84 25V23L85 22H83ZM110 18V19H109ZM111 18H114L115 19V21H116V26L118 25L119 26V29L122 27V21H123V23H124V21L126 20V18L129 20L128 22H126L125 21V23L123 24L124 26L122 27V32L123 33H119L120 32V30L118 29V26L116 27L114 24H115V21H114V19H111ZM134 18H135V20H134ZM146 20H145V19ZM155 18V19H154ZM252 18V19H251ZM82 19V20H81ZM94 19V20H93ZM108 19H109V22H112V24L111 23H109L108 22ZM120 21H118V20ZM122 19H125V20H122ZM130 19H131V21H134L135 22V24L133 25V24H130V23H132V22H130ZM141 21H140V20ZM154 19V20H153ZM203 19V20H202ZM249 19V20H248ZM26 20V21H25ZM61 20V21H60ZM79 21L80 22V24H79V22H78V26L76 25V23H77V21ZM91 20V21H90ZM93 20V21H92ZM110 20H112V21H110ZM136 20L138 21L137 23H136ZM152 21V22H149L150 24H148V26H147V21ZM156 20V21H155ZM230 20H231V22H230ZM56 21H57V23H56ZM70 21V22H69ZM76 21V23H73V22H75ZM83 23H82V22ZM120 23V24H118V22ZM155 21V22H154ZM205 21V22H204ZM233 21V22H232ZM238 21V22H237ZM68 22V23H67ZM108 22V24H110V26H112V27H109V25L108 24H106ZM130 22V23H129ZM147 22V23H146ZM153 22H154V24H155V26H153V28H152V25H153ZM212 22V23H211ZM249 22V23H248ZM26 23V24H25ZM152 23V24H151ZM205 23V24H204ZM227 25H226V24ZM231 25H230V24ZM248 23V24H247ZM38 24V25H37ZM39 24H40V26H39ZM73 24V25H72ZM93 24V25H92ZM105 24V25H104ZM128 24V26H129V24H130V26H132V27H128V26H126V29L124 28L125 27V25H127ZM243 24V25H242ZM247 24V25H246ZM31 25H34L33 27L31 26ZM53 25V26H52ZM74 25H76L77 27H79L80 26V28H78V29H83L84 30V28L85 29H87L88 27V29H89V31H92V29H93V31H94V35H96V38L95 39H97V38H99L100 39V37H101V35H102V38L99 40V39H97L96 40V42H94V35H92L93 37H91V36H88V35H86L87 33H84V34H82L84 37H82V36H80V38H81V40H80V38H79V36L75 33V34H73V31L74 32H76V29L75 28H77V27H75ZM81 25H83V27L81 26ZM92 25V26H91ZM95 25V26H96ZM114 25V26H113ZM173 25V23L172 24H170L169 25V28L167 29L168 31H166L167 33H169L168 35L166 34V33H160L159 32V34H158V37L159 38H161L162 40H160L157 36H156V38H158V40L156 41V38L155 39H153L154 37H153V35L151 36V38L153 39V45H154V43H156L154 46H156V47H159L160 46V48L162 49V53H161V55L162 54H164V56L162 55V57L160 56L159 57V59L161 60V58H163L164 60L166 59V57L168 56V53H169V49L168 48H170L171 47V51L173 50V58H172V60H173V62H174V59H175V57L177 56L175 53L177 52V49H178V43H177V35H178V33L179 32H181V31H184V29L186 28L184 25V29H183V27H182V25H181V27H180V25L178 26V28H176V26H174L175 28V30L174 29H172V26ZM175 25V24H174ZM203 25V26H202ZM206 25V26H205ZM224 25V26H223ZM25 26H27V27H25ZM32 28H31V27ZM40 28H39V27ZM72 26H74V28H72V30H70L71 28L70 27H72ZM107 26V27H106ZM121 26V27H120ZM147 26V27H146ZM170 26H172V27H170ZM201 26V27H200ZM205 26V27H204ZM230 26V27H229ZM239 28H238V27ZM37 27H38V29H37ZM69 27V28H68ZM82 27V28H81ZM92 27V28H91ZM106 29H105V28ZM179 27L181 28V29H179ZM229 27V28H228ZM57 28H59V29H57ZM97 28V30H95ZM107 30V32L104 30ZM108 28V29H107ZM110 28H112V30H116L117 32H118V34L116 33H112L113 35H111V39H113V37H115V38H117V39H113V40H111L110 39V33H108V31H111V29ZM125 29V31H124V29ZM149 28H151V30H149ZM9 29V30H8ZM43 29V30H42ZM101 30L102 31V33H101V31L99 32V30ZM169 29H170V31H169ZM172 29V30H171ZM226 29L228 30V31H226ZM231 29V30H230ZM234 29V30H233ZM249 29V30H248ZM16 30V31H15ZM35 30V31H34ZM44 30L46 31V34H45V32H44ZM55 30V31H54ZM63 30V31H62ZM149 30V31H148ZM246 30V31H245ZM248 30V31H247ZM18 31V32H17ZM31 31V32H30ZM42 33H41V32ZM60 31V32H59ZM97 31H98V33H97ZM103 31H105L107 34H105L104 35V32ZM115 31V32H116ZM128 32V31H130V32H128V35H126L127 37L129 36V35H131V37L128 39L127 37H125V39H124V37L122 36L121 37V35H124V34H126L125 32ZM151 31H152V34H151ZM153 31H155L154 33H153ZM157 31V32H156ZM174 31H175V33H174ZM230 31V32H229ZM257 31V32H256ZM43 32H44V34H43ZM64 32V33H63ZM112 32H114V31H112ZM247 32V33H246ZM37 33V34H36ZM49 33H52V34H49ZM97 33V34H96ZM131 33V34H130ZM232 33V34H231ZM234 33H235V35H234ZM30 34V35H29ZM32 34L33 35H36V36H32ZM63 34H65V37L63 36ZM67 34V35H66ZM69 34V35H68ZM99 34V36L100 37H97V35ZM101 34V35H100ZM164 35V34H166V36H161V35ZM247 34V35H248ZM256 34V35H255ZM103 35L105 36V37H103ZM109 35V36H108ZM115 35V36H114ZM155 35V34H154ZM176 35V36H175ZM228 35H230V37L228 36ZM44 36V37H43ZM67 36V37H66ZM113 36V37H112ZM125 36V35H124ZM168 36V37H167ZM176 38H175V37ZM162 37H167L166 39H167V41L166 42H168L169 44L166 46L167 48L165 49V43L164 42H161V41H165L166 39H163ZM174 37V38H173ZM210 37H212L211 39H210ZM225 37V38H224ZM256 37V38H255ZM263 37V38H262ZM43 38V39H42ZM46 38V39H45ZM55 38V39H54ZM65 38H67V40L65 39ZM83 38V39H82ZM89 38V39H88ZM103 38H105V39H103ZM109 40V41H107V39ZM207 38V37H206ZM207 38V39H208ZM227 38V40L229 39V41H227L228 42V44L226 43V39ZM33 39H34V41H33ZM37 41H36V40ZM72 39H75L77 42L76 43H78L79 41H80V43H81V41H82V43L81 44H85L84 46L83 45H81V44H79V46H78V44H75V41L74 40H72ZM78 39V40H77ZM87 39H88V41H87ZM92 39V40H91ZM121 39H124V40H121ZM170 39H174L173 41L172 40H170ZM221 39V40H220ZM222 39H224L225 40V42L222 40ZM40 40V42H38ZM47 40V41H46ZM105 40V41H104ZM112 42H111V41ZM115 40V41H114ZM155 40V41H154ZM169 40V41H168ZM35 42V43H33V42ZM44 41V42H43ZM64 41V42H63ZM66 41H68V42H66ZM89 41H90V44L88 45L87 43H89ZM99 43H98V42ZM108 42L107 44H108V46L109 47H106L107 46V44H105V43H103V44H105L106 46V48L104 47V45L103 44H101L102 42ZM113 41H114V43H113ZM125 41V43L124 44H127V42ZM159 41V42H158ZM171 41V42H170ZM222 41V42H221ZM238 41V42H237ZM255 41V42H254ZM12 42V43H11ZM19 42V43H18ZM30 42V43H29ZM38 42V43H37ZM46 42V43H45ZM47 42H48V44H47ZM55 42V43H54ZM66 42V43H65ZM84 42V43H83ZM92 42V43H91ZM94 42V43H93ZM109 42H111V43H109ZM163 43V44H161V43ZM175 42V43H174ZM221 42V43H220ZM18 43V44H17ZM37 43V46L35 45ZM41 43V44H40ZM69 43H71V45H76L77 47H79V48H76V50L77 49H79V50H75L76 52V54L74 53V54H72L74 51L72 50V49H75V47H73V46H70V48L68 47L70 44ZM73 43V44H72ZM112 43H113V45L115 46H113L112 45ZM123 42H121V44H122ZM129 43V42H128ZM131 43H129L128 45L129 46H132V44ZM159 43V44H158ZM173 43V45L171 46V44ZM224 43V44H223ZM256 43V44H255ZM31 44V45H30ZM42 44H44V45H42ZM56 44V45H55ZM66 44V46H64ZM92 44V45H91ZM95 44V45H94ZM167 44V43H166ZM177 44V45H176ZM227 44V45H226ZM12 45V46H11ZM34 45V46H33ZM46 45H48V47L46 46ZM81 45V46H80ZM94 45V46H93ZM114 47V48H116V49H118L117 51H118V53H116L117 51H116V49H114V48H112V46ZM43 46L45 47V49H46V47H47V49L46 50H44V48H43ZM54 46H56V47H54ZM58 46H59V48H58ZM92 46V47H91ZM103 46V47H102ZM162 46H163V48H162ZM252 46V47H251ZM35 47H37V48H35ZM113 49H111V48ZM173 47V48H172ZM225 47H227L226 49H225ZM232 47V48H231ZM259 47H261V48H259ZM32 48H33V50H32ZM43 48V49H42ZM61 48V49H60ZM65 48V49H64ZM130 48V47H129ZM133 48V46L130 48V52H134V49H132ZM160 48H158L159 49V51H161V49ZM177 48V49H176ZM42 49V50H41ZM67 49H69L70 50V52L67 50ZM106 49H107V52H106ZM228 49V53H229V55H230V57H227V56H229L228 55V53L226 52V50ZM258 49H260V50H258ZM104 50V51H103ZM112 50V51H111ZM131 50H133V51H131ZM163 50H166V51H163ZM255 50V51H254ZM43 51V52H42ZM53 51V52H54ZM175 51V52H174ZM34 52V53H33ZM36 52V53H35ZM86 52V48H85V50H84V53ZM114 52V53H113ZM54 53V54H55ZM167 53V54H166ZM63 54V55H62ZM76 55V56H75ZM115 55V56H114ZM125 55V54H124ZM167 55V56H166ZM176 55V56H175ZM54 56H57V55H54ZM73 56H74V58H73ZM111 56V55H110ZM172 56V55H171ZM38 57L36 58V56H35V58H32V59H34V60H31V61H35V62H39L40 60L38 59ZM58 57V56H57ZM19 58V59H18ZM42 58H44V56H42ZM227 59V60H225V59ZM22 59V60H21ZM35 59H37V61L35 60ZM75 59V60H74ZM81 59V60H80ZM98 59V58H97ZM97 59H96V61H97ZM24 60H26V61H24ZM74 60V61H73ZM77 60V61H76ZM57 60H55V62H56ZM29 62V63H28ZM27 62V64L28 65H30L31 64V62H30V60ZM12 63V64H11ZM84 63H85V61H84ZM83 63V64H84ZM86 64V63H85ZM219 64V65H218ZM223 64V65H224ZM218 65V66H217ZM21 67H23V68H21ZM216 67H214L215 69H216ZM106 68H110V66H108V67H106ZM21 70V71H20ZM142 70H145V69H142ZM219 72H215V71H213L212 70V72H210V73H212L211 75H210V73L208 74V75H210V76H208V78H209V83H211L210 84V86H213V87H211L210 88V86H209V83H208V85H206V89L207 88H209L208 90H206L205 88H204V90L202 91V89L203 88H201V86L200 85H198V86H195V87H191V88H193L194 89V91H195V93H196V97L198 96H203V97H207V100H209V99H212V96L213 97H215L216 96V94H215V92L217 91V89H218V87H216V85H217V83L216 84H212L214 81L212 80V79H214V77H216V75H217V77H218V75H219V73H220V70H218ZM12 72V73H11ZM125 73L124 71H123V69L121 70H118V71H116L115 70V73ZM214 72L215 73H217V74H214ZM15 73V74H14ZM122 73V76H124V74ZM117 74V75H118ZM126 75L124 76V77H127V76H129L127 73H125ZM215 75V76H214ZM12 77V79H10V80H13V81H9V78H11ZM16 76H17V78H16ZM107 76V75H106ZM119 76V75H118ZM150 77V76H149ZM17 80H16V79ZM34 78V79H33ZM157 78H159V77H156V79L155 80H157ZM35 79H36V81H35ZM42 79H44V81L42 80ZM106 79V80H105ZM261 79V78H260ZM148 80V79H147ZM146 80V81H147ZM7 81V82H6ZM9 82H10V84H9ZM104 82H107V78H105V75H104ZM7 83V84H6ZM24 83V84H23ZM149 83V84H148ZM148 83L146 82L145 84H142L141 86L139 85V84H137V86L139 87V89H140V91H144L146 88H149L150 87V89H153V87H151V85L150 84H153V83H151V81H150V79H149V81H148ZM6 84V85H5ZM106 84V83H105ZM148 84V85H147ZM108 85V83L106 84V88L108 87L107 86ZM4 86H6V87H8V88H6V87H4ZM19 86H21V87H19ZM147 86V87H146ZM152 86H154V85H152ZM2 87H4V90H2L1 91V89H2ZM145 87V88H144ZM196 87H200V88H196ZM215 87V88H214ZM20 88V89H19ZM191 88H189L188 90H189V92H188V90H187V94H188V97H189V95L191 96L192 95V93L194 94V95H192L191 96V99H195L196 100V98H192V97H195V93L193 92V89H191ZM217 88V89H216ZM43 89H45L44 91H43ZM109 89V88H108ZM108 89H106L107 91H108ZM149 89V90H150ZM7 90V91H6ZM8 90H10V91H8ZM15 90V91H14ZM48 90V91H47ZM146 90H148V89H146ZM145 90V91H146ZM198 90V92H196ZM199 90H200V92H199ZM107 91H106V93H107ZM191 91V92H190ZM205 91H207V93L205 92ZM4 92H5V94H4ZM204 92H205V94H204ZM106 93H105V95L104 94H102V95H104V96H101L100 94H99V98H100V96H101V98L103 97V99H105L106 100ZM203 93V94H202ZM8 94V95H7ZM12 94H13V96H12ZM212 94V95H211ZM46 95H48V96H46ZM72 96V94L68 97V98H66L68 101H69V99L71 100V98L73 99V96ZM56 97V98H55ZM71 97V98H70ZM84 97V96H83ZM210 97V98H209ZM89 98H93V100H91V101H93V103H96V105L98 106H100V107H103L104 108V101L105 100H100V101H98V102H96L97 101V99H95L96 98V96H95V98H94V96L92 97L91 95H90V97ZM264 98V97H263ZM62 101H61V100ZM74 99H76L75 98V96H74ZM74 99L72 100V101H74ZM15 100V101H14ZM60 100V101H59ZM64 100V101H63ZM194 100V101H195ZM59 101V102H58ZM104 104V105H103ZM193 105H195V102L191 105L192 107H190V109H191V114L193 113V115H192V119H193V117H196L197 115V112L198 111H196L197 110V106L195 107V106H193ZM199 106L200 105H198V110H199V112H200V110L201 109H199ZM195 108H196V110H195ZM196 111V112H195ZM53 112V113H54ZM22 113H24V114H22ZM196 113V114H195ZM201 113V112H200ZM30 115V114H29ZM28 115V116H29ZM205 115L206 114H204V116H203V114L201 113V116H203L202 118H203V121L202 120H200V119H202L201 118V116H200V114H199V117H200V119H198L197 117V119H193L194 120V122H193V120H191V118L189 119V120H191V122H193V123H191L189 120H186V121H188V122H186V121H183L182 122V124L181 125H179L178 126V128H180V126H183V124L185 123V125L183 126V128H185V130L184 131H186L187 130V134L188 135H190L192 138H194L195 137V132H194V130L197 128H200V129H205V130H203V131H209V130H211V131H209V133H213L212 135H214L215 137L217 136H220L221 137V135H218L217 133H218V131H215V130H220V129H217L218 128V123H217V125L215 126L214 125V127H212V128H209V126L208 125H211V124H213L214 122L213 121H211L209 118H206L205 117ZM4 116V117H3ZM124 116V117H123ZM47 117V118H46ZM206 119H205V118ZM45 118V119H44ZM5 119H6V122H5ZM12 119V120H11ZM120 119H121V121H120ZM125 119V120H124ZM46 120V121H45ZM196 120H199V121H201V123H199V121H196ZM38 121H39V123H38ZM126 121H128V119L126 118V116L124 115V114H121V115H119V117H117L116 118V122H122L123 124H125V126H128L129 124H130V126L132 127V130L134 131V132H140V131H147V132H140L139 133V135L137 136V138L138 139H142V137L144 138V140H145V138L147 139L146 140V143L147 144H151L150 142H149V140L152 142V141H154L155 139V141L156 142H153V144H156L158 141H162V143H163V141L165 142L164 144H166V147L168 148V147H170V146H172V143H174V141L172 142V139L173 140H175V138L176 137H178V135L176 136V135H171V134H169V135H164V136H161V133L158 131V130H156L158 127H156V125H158V123H153V122H150V123H152V125L151 126H142V125H138V126H135V125H133V124H135L134 122L133 123H129V121H128V123L126 122ZM125 122V123H124ZM190 122V123H189ZM218 122V121H217ZM263 122V124H261ZM262 122H256V123H254L251 127L253 128L254 127V130H255V132L256 133H254L253 131L252 132H250V134L248 135L247 134V136L246 135H244L243 137L245 138V139H247V141L245 142V143H248V146H249V148H248V146H247V148H246V150H245V152L244 151H242V155H243V159H244V156H245V159L244 160H246V161H251V160H255V162L254 161H251V164H253L252 166H254V170L252 171L251 169H248L247 170V178L248 179H250L251 180V182L254 184H256V187H257V189L255 190L254 188H255V184L253 185V191H255V192H252V190H248L247 188H246V184L244 185V182H245V180H244V182L243 181H241L242 183H241V185L240 186H242V188H239L240 186H237L238 188H236V190H238L237 192H239L240 194L242 193V192H247L246 194H248V195H246V194H243V195H240V196H238V193H237V195H233V196H230L229 194H228V192H227V190H219L217 187H218V182L216 183V181L215 180H217L216 178H218V177H220V176H217L218 174H219V172L216 174V173H209V172H211L213 169H210V170H208L207 171V169L204 171L205 173L204 174H206V171H207V177L209 176V174H211L212 175V180H213V182H214V184L216 183V185H214V184H212L213 182H211V184L213 185L212 186V188H210V189H212V190H209L208 188L210 187H208L206 190V192H207V194H210L208 191H212V193H213V196H214V198H216V199H214L213 198V196H212V193L210 194V196L208 195V197H212V203H209V201L206 203V206H204V208L205 207H208V208H205V209H207L206 211L204 210V208H202V213H200V216H202L203 215V217H200L201 218V220L203 219V221H201V225H202V227H204V229H202V232H203V235L202 236H204L203 237V239H202V236H200V233H201V231L200 232H197L196 234H195V236H197V237H195V238H197V240L194 238V239H192L193 241H191V243L189 242V240L187 239V236H182L181 238H182V245H181V248H180V246H176V248L174 249L175 250V253L172 255H170V256H172L171 257V259H170V256H166V257H164L165 258V260L163 259V261L161 262L160 260V262L158 261V262H156V264H199V263H201V262H199V261H203L202 263L203 264H264V193H262V192H264L262 189H264V131L262 130L263 128V126H264V117H263V120H262ZM121 123V124H122ZM143 123V122H142ZM144 123H146V122H144ZM143 123V124H144ZM198 123V124H197ZM259 123L261 124V125H259ZM36 124V125H35ZM114 124L115 123H113V125H112V127L114 126ZM132 124V125H131ZM191 124H193V125H191ZM255 125V126H254ZM259 125V127H260V130H258L259 129V127H257ZM130 126H128V127H130ZM142 126V127H141ZM159 126V125H158ZM190 126V127H189ZM206 126H207V129H206ZM130 127V128H131ZM145 127V128H144ZM192 127H194V130H193V128ZM215 127H217V128H215ZM238 128H245V127H243V126H237ZM256 127V128H255ZM143 128V130H140V131H138L139 129H142ZM150 128H151V132L149 131L150 130ZM188 128V129H187ZM189 128H192L191 130H189ZM209 128V129H208ZM262 128V129H261ZM148 129V130H147ZM236 129V128H235ZM2 129L0 128V131H1ZM214 130V131H213ZM258 130V131H257ZM262 130V131H261ZM3 131V130H2ZM191 131V132H190ZM261 131V132H260ZM156 132H159L158 134L160 135V137H159V135L156 133ZM189 132V133H188ZM194 132V133H193ZM215 132V133H214ZM258 132V133H257ZM260 132V133H259ZM190 133H192V134H190ZM193 134H194V136H193ZM217 134V135H216ZM252 134L253 135H255L256 137L254 138L253 136H252ZM257 134V135H256ZM142 135V136H141ZM12 136V137H11ZM157 136H158V138H157ZM176 136V137H175ZM248 136H250V138L248 137ZM26 137V138H25ZM140 137V138H139ZM148 137V138H147ZM155 137V138H154ZM216 137V138H217ZM251 137H252V139L254 140L255 139V142L256 143H254V141L252 140V142H250L251 140H249V139H251ZM51 138H53V136H51ZM152 138V139H151ZM160 138V139H159ZM208 138L209 137H206V140H205V142H208L212 137H210L209 138V140H208ZM6 139V140H5ZM54 139L55 140H57L55 137H54ZM159 139V140H158ZM8 140H10V141H8ZM22 140V141H21ZM143 139L142 140H139V141H144ZM217 140V139H216ZM257 140V141H256ZM18 141V142H17ZM57 141H59V140H57ZM90 141V140H89ZM91 141H92V143L95 145V144H102V142H104L105 144H106V142L103 140V141H93L92 139H91ZM91 141L89 142L90 144H91ZM168 141H169V144H168ZM99 142V143H98ZM145 142V141H144ZM23 143V144H22ZM104 143H103V145H104ZM250 143V144H249ZM252 143V144H251ZM93 144H91L90 145V148L92 147L93 148ZM207 144V143H206ZM254 144H256V146L254 145ZM258 144V145H257ZM6 145V146H5ZM40 145V146H39ZM93 145V146H92ZM252 146H254L253 148H252ZM89 147V146H88ZM39 148H41V149H39ZM44 148V149H43ZM36 150V152H37V150L38 151H41V155L43 156L42 158H44L43 160H42V162H45L44 164L43 163H40L39 164V166L37 165V168H36V166L34 167V165L32 164V158H33V151L32 150ZM256 149V150H255ZM32 151V152H31ZM43 151V152H42ZM211 151V153L213 152V150H210ZM210 151L208 150L207 151V153H210ZM248 153H247V152ZM141 154H144L145 153V151H144V149H140V151H139ZM144 152V153H143ZM203 151L201 150V153H202ZM147 153V152H146ZM210 153V154H211ZM214 153V152H213ZM44 154V155H43ZM74 154V155H73ZM246 154V155H245ZM251 154V155H250ZM252 154H254V155H252ZM31 155V156H30ZM260 155V156H259ZM197 156V155H196ZM246 156H250L249 158L250 159H248V157H246ZM251 156H252V159H251ZM263 156V157H262ZM62 157V158H61ZM197 157H199V155L197 156ZM197 157H195V158H197ZM256 157V158H255ZM67 158L65 159V160H67ZM261 160V161H260ZM84 161V162H83ZM216 162H218V163H220L221 161H219V160H215ZM109 162V163H108ZM117 162H119V164L117 163ZM208 162V166H209V168H212V167H210V166H215V164H218V163H215L214 161H212V163H209L210 161H207ZM261 162V163H260ZM31 163V164H30ZM47 163V164H46ZM81 163V164H80ZM112 163V165H110ZM115 163V164H114ZM215 163V164H214ZM257 163V164H256ZM260 163V164H259ZM126 164V165H125ZM222 164L225 166L226 165V162L225 161H222ZM221 164V165H222ZM263 164V165H262ZM33 165V166H32ZM96 165V166H95ZM107 165H109L108 167H109V169H108V167H107ZM134 165V164H133ZM31 166H32V168H31ZM49 166V167H48ZM113 166H115V168L113 169ZM117 166V167H116ZM124 168V169H126L125 171L127 172L126 174L125 173H123V172H121V171H124V169L122 170V167ZM207 166V167H208ZM224 166H222V167H224ZM36 168V169H34V168ZM94 167V168H93ZM140 167H142L143 168V173H141L142 171V169L140 168ZM219 167V166H218ZM261 167V168H260ZM111 168L113 169V170H115L116 171V169L118 168V170H119V172L117 173V175L119 176V178H118V176L116 175V179L114 178V175H115V173L113 172V170H111ZM121 168V169H120ZM144 168H145V170H144ZM155 168V167H154ZM208 168V169H209ZM35 170L34 172L35 173H33V171L32 170ZM94 169V170H93ZM97 169V170H96ZM255 169H257L258 170V172H259V174H258V172H257V170L255 171ZM88 170V171H87ZM96 170V171H95ZM101 172H100V171ZM105 170H107V171H109V172H107V171H105ZM117 170V171H118ZM139 170V171H138ZM23 171V172H22ZM32 171V172H31ZM105 171V172H104ZM116 171V172H117ZM147 171L149 172V174L147 173ZM251 171V172H250ZM28 172H30V173H28ZM93 172V173H92ZM96 172H97V174H98V176H96L97 174H96ZM106 172H107V174H106ZM254 172H256L257 174H255ZM27 173V174H26ZM85 173V174H84ZM88 173H90V174H88ZM92 173V174H91ZM100 173L102 174V175H104V173H105V177H107V179H105V178H103V179H105V180H99L100 178H101V176L102 175H100ZM108 173H110L111 174V176L108 174ZM137 173H139V174H141L140 175V177H139V175L137 174ZM230 173V172H229ZM260 173H261V176L263 177H261L260 176ZM21 174V175H20ZM67 174H69V176L67 175ZM125 174V177L123 176ZM149 175V176H147V175ZM108 175V176H107ZM146 175V177H143V176H145ZM258 175H259V177H258ZM73 176V177H72ZM89 176V177H88ZM92 176V177H91ZM100 176V177H99ZM111 178H110V177ZM113 176V177H112ZM122 176V177H121ZM151 176V177H150ZM249 176V177H248ZM255 176V177H254ZM22 177V178H21ZM80 177V178H79ZM83 177V178H82ZM141 177H143V178H141ZM150 178V180H149V178ZM221 177H223L222 175H221ZM221 177H220V179H221ZM258 177V178H257ZM39 178V179H38ZM92 178V179H91ZM94 178H96V180L94 181ZM109 178H110V180H109ZM113 178L115 179V180H113ZM119 179V181L117 182L116 180H118ZM129 178H137V179H135V180H138V181H133V179H129ZM145 178V179H144ZM147 178V179H146ZM255 179V180H253V179ZM91 179V180H90ZM99 181H98V180ZM112 179V180H111ZM143 179V180H142ZM54 180V179H53ZM65 180V181H66ZM74 180V181H73ZM90 180V181H89ZM122 182H121V181ZM130 180H131V182H133V184L135 185H133V187H136V186H138V185H140L141 186V188H140V186H138V187H136V188H132L131 187V183H130ZM141 180V181H140ZM147 181V184L145 185V183L144 182H146ZM157 180H158V178H157ZM156 180V181H157ZM260 180H261V182H260ZM44 181V180H43ZM43 181H42V183H43ZM105 181V182H104ZM108 181H110V183H111V181H112V186H111V184L108 182ZM124 181V182H123ZM148 181H149V183H148ZM218 181V180H217ZM255 181V182H254ZM259 181V182H258ZM67 182V181H66ZM85 182V183H84ZM94 182V184H92V183ZM96 182V183H95ZM119 183L120 182V185H118V184H116V183ZM136 182V183H135ZM140 182H141V184H140ZM158 182H159V180H158ZM164 182H166V181H164ZM250 182V183H251ZM100 183V184H99ZM104 183L105 184H108V185H110V187H108V185L106 186V185H104ZM115 183V184H114ZM170 183V182H169ZM251 183V184H252ZM257 183H259V184H257ZM261 183H263V184H261ZM98 184V185H97ZM102 184V185H101ZM130 184V187H127V185H129ZM142 184H143V186H142ZM76 185V186H75ZM82 185V186H81ZM83 185H85V186H83ZM92 185V186H91ZM93 185H94V187H93ZM103 185L106 187V189L108 190H104V188L105 187H103ZM116 185V186H115ZM160 185V186H159ZM258 185H260V186H258ZM99 186H102V189L99 187ZM118 186V187H117ZM146 186V187H145ZM150 186V185H149ZM152 186H154V183L152 184ZM169 186V185H168ZM168 186H166V188L167 189H163V186L161 187V184H158V186L156 187L157 189H163L164 191L166 190H168L167 192L169 193V190H170V188L172 189V187H173V190H170V191H173V193L175 192L174 191V188H175V185H173V184H171V186H169V188H168ZM214 186L216 187V189L217 190H214L215 188H214ZM82 187H84V189L82 188ZM96 187V188H95ZM97 187H98V189H97ZM120 187H122V188H120ZM159 187V188H158ZM94 190H93V189ZM118 189V188H120V190H121V192L119 191V189L117 190L116 189V191L114 192H111V189ZM128 189V190H125V189ZM151 188V187H150ZM164 188H165V186H164ZM202 187H199V191H197L196 193H198V192H200V190H201V192H202V189H201ZM219 188H220V185H219ZM247 190H245V189ZM24 189V190H23ZM69 189H72V190H70L69 191ZM90 189L92 190V191H90ZM101 189V190H100ZM112 189V190H113ZM114 189V190H115ZM131 189H133V190H131ZM156 189V190H157ZM243 191H242V190ZM51 190V191H50ZM98 190V191H97ZM104 190V191H103ZM126 191V195H128V196H126L125 194L123 195L122 193V191ZM131 192H130V191ZM137 190V191H136ZM138 190H140L139 192H138ZM156 190H154V192H156ZM162 190V191H163ZM214 190V191H213ZM218 190H219V192H218ZM233 189H230V193H233V191H232ZM73 191V192H72ZM75 191V192H74ZM101 191V192H100ZM103 191V192H102ZM110 191V192H109ZM217 191V192H216ZM220 191H221V193H220ZM257 191V192H256ZM53 192V193H52ZM94 192V193H93ZM97 192V193H96ZM100 192V193H99ZM117 192H118V194H117ZM130 192V193H129ZM138 192V193H137ZM160 192V191H159ZM250 192V193H249ZM104 193V194H103ZM106 193V194H105ZM107 193H109V196H111V197H115L116 195V197L113 199V198H111V197H109L108 195H107ZM112 193V194H111ZM128 193V194H127ZM137 193V194H136ZM172 192H170V194H171ZM217 193H218V195H217ZM225 194L224 196L223 195H221V194ZM256 193H258L259 194V196H258V194H256ZM261 193V194H260ZM56 195V196H53V195ZM63 194V195H62ZM94 194H96V195H94ZM114 194H116V195H114ZM133 194V193H132ZM215 194V195H214ZM220 194V195H219ZM263 194V195H262ZM102 195V196H101ZM103 195H107L106 196V198H104L105 196H103ZM114 195V196H113ZM159 194L158 193H156V197H159L158 196ZM174 198H176V201L175 202H177V204H174V205H172V204H169V206H167V208L168 209H170V211L169 212H174V210H177L178 211V209H179V211H178V213L180 214L181 213V211H182V208H180V203H178L179 202V200H178V198L180 199V197L177 195V194H175L174 193ZM186 196L187 195H189V193H187L186 192V194H185ZM251 195V196H250ZM253 195H256L255 197L253 196ZM66 196V197H65ZM96 196V197H95ZM124 196L126 197V198H124ZM137 196H139V197H137ZM216 196V197H215ZM217 196H218V198H219V196H220V198L218 199L217 198ZM245 196V197H244ZM247 196V197H246ZM253 196V197H252ZM6 197L7 198H9V200L8 199H6ZM12 197V198H11ZM99 197V198H98ZM224 197V198H223ZM230 197H232V198H230ZM240 197V198H239ZM244 197V198H243ZM250 197V198H249ZM59 198V199H58ZM107 198H108V200H107ZM109 198L110 199H112L111 200V202L109 201ZM182 198V197H181ZM246 198V199H245ZM249 198V199H248ZM252 198H253V201L251 202V200H252ZM255 198V199H254ZM5 199L8 201V202H11V203H9L8 204V202H6L5 201ZM116 199V201H114ZM159 199H161L160 197H159ZM225 199V200H224ZM233 199V201H231ZM236 199V200H235ZM251 199V200H250ZM6 202V204H5V202ZM57 200V201H56ZM98 200H100L99 201V203H105V204H102V205H100L99 203H98ZM104 200H107L106 202L104 201ZM119 200V201H118ZM123 200H124V202H123ZM178 200V201H177ZM222 200H223V202H222ZM245 200V201H244ZM246 200H247V202H246ZM248 200H250L249 202H248ZM255 200H256V202H255ZM258 200V201H257ZM60 201V202H59ZM62 201V202H61ZM104 201V202H103ZM108 201L112 204V205H109V203H108ZM112 201H114V202H112ZM1 202H4V204L3 203H1ZM97 202V203H96ZM116 202L118 203L117 205H116ZM121 202H123V203H121V208L122 209H120V210H118V211H121L122 213H123V210H125V212L126 213H123L125 216H124V219H123V217H120V216H123V214L120 212H118L117 211V209H115V207L116 208H118L119 209V205H120V203ZM232 202V203H231ZM18 203V204H17ZM115 205H114V204ZM256 203V204H255ZM164 204V203H163ZM212 204V205H211ZM6 205V206H5ZM8 205V206H7ZM104 205H106V206H104ZM109 205V206H108ZM123 205H124V207H123ZM171 205V206H170ZM177 205V206H176ZM225 205V206H224ZM97 206H99V207H97ZM102 206H104V207H102ZM112 208H114V209H111V207ZM113 206H115V207H113ZM173 206H175V207H173ZM109 207H110V209H109ZM173 207V208H172ZM225 207V208H224ZM103 208V209H105V208H107V209H105V210H101V209ZM166 208V209H167ZM175 208V209H174ZM177 208V209H176ZM2 209V210H1ZM3 209H4V211L6 210V212H4L3 211ZM98 209H99V211H98ZM181 209V210H180ZM108 210V211H107ZM113 211V212H111V211ZM137 209H135V211H136ZM96 211V212H95ZM115 211V212H114ZM176 211V212H177ZM103 212V213H102ZM116 212H117V215L119 216V218H118V216L117 215H115L116 214ZM138 210H137V212H135L137 215H138ZM99 214V215H97V214ZM114 213V214H113ZM120 215H119V214ZM192 213H193V211H192ZM194 213H195V211H194ZM193 213V214H194ZM94 214V215H93ZM111 214H113V215H111ZM135 214V215H136ZM257 214V215H256ZM97 215V216H96ZM100 215H102V216H100ZM115 215V216H114ZM128 215V214H127ZM130 215V214H129ZM99 216H100V218H102V219H100L99 218ZM116 216H117V218H116ZM146 216V215H145ZM7 217V218H6ZM97 217H98V219H97ZM113 217V219H111ZM114 217H115V219H114ZM253 217V218H252ZM259 217V218H258ZM4 218V219H3ZM6 218V219H5ZM248 218H250V219H248ZM95 219L97 220V221H95ZM118 219H120V220H118ZM123 219V220H122ZM143 219L145 220L146 219V217L144 218V216H143ZM256 219V220H255ZM260 219V222L258 221ZM262 219V220H261ZM126 220V221H125ZM135 220V219H134ZM138 220V219H137ZM255 220V221H254ZM110 221V222H109ZM5 222V223H4ZM90 222V223H89ZM93 222V223H92ZM200 221H198V223H199ZM262 222V223H261ZM11 223V224H10ZM15 223V225H13ZM97 223V224H96ZM125 223H126V225H125ZM139 223V225L140 224H142L143 222H138ZM138 223H137V225H136V228L137 229H139V225H138ZM197 223V222H196ZM196 223H194V224H196ZM198 223L196 224V225H198ZM251 223V224H250ZM4 224V225H3ZM18 225H20L19 227H18ZM125 225V226H124ZM251 225V226H250ZM253 225V226H252ZM11 226V227H10ZM17 226V227H16ZM92 228H91V227ZM138 226V227H137ZM141 226H143V224L142 225H140V228H141ZM18 228L17 230H16V228L15 229H13V228ZM10 228V229H9ZM29 228V229H28ZM9 231V230H11L10 231V233L12 232V234H9L8 236H7V233H9L7 230ZM23 230V235L21 234L22 232H21V230ZM0 230V231H1ZM14 230V231H13ZM15 230H16V232H15ZM19 230H20V232H19ZM204 230L206 231V232H204ZM18 231V232H17ZM2 232V231H1ZM0 232V233H1ZM5 232H6V234H5ZM16 234V238L15 239H13L12 237H14L13 236V234ZM206 235H205V234ZM18 234V235H17ZM21 234V235H20ZM99 234V235H98ZM105 234V235H104ZM202 234V233H201ZM2 235V236H1ZM94 235V236H93ZM102 235H104L105 237H108V238H104ZM207 235H208V239L207 238H205V237H207ZM9 236H10V238H9ZM95 236H97L96 238H95ZM2 237V238H1ZM4 237V238H3ZM22 239H21V238ZM101 237L102 238H104V239H101ZM11 239L10 241H9V239ZM24 238V239H23ZM186 238V239H185ZM5 239V240H4ZM8 239V240H7ZM17 240V242H15ZM101 240V241H100ZM204 240V241H203ZM207 240H208V242H207ZM6 241L9 243H11L10 245H7L6 244ZM100 241V242H99ZM103 241V242H102ZM188 241V242H187ZM5 242V243H4ZM195 242V243H194ZM207 242V243H206ZM4 243V244H3ZM131 243L132 242H130V245H131ZM197 243V244H196ZM200 243H202V244H200ZM28 244V245H27ZM109 244V245H108ZM187 244H189V245H187ZM194 246H193V245ZM198 244H200V245H202L203 246V248H205V250H203V248H201V247H199V245ZM206 244H209V245H206ZM31 245V246H30ZM129 245V246H130ZM7 246V247H6ZM10 246H11V248H10ZM106 246H108L107 248H106ZM189 246V247H188ZM193 246V247H192ZM7 248V249H6ZM105 248V249H104ZM109 248V249H108ZM173 248H174V246H173ZM193 248V249H192ZM196 248H199V249H196ZM3 249V250H2ZM5 249V250H4ZM38 249H39V252H37L38 251ZM108 249V250H107ZM140 249H141V247H139L138 245H135V250L136 251H140ZM190 249H192V251L190 250ZM202 249V250H201ZM7 250V251H6ZM142 250V249H141ZM195 250H197L196 252H195ZM198 250H199V252H198ZM5 251V252H4ZM104 251V252H103ZM107 251H109L110 253H115V254H117L118 255V257L117 258H115L114 260H112L111 259V257H106L107 255H106V252ZM112 251V252H111ZM147 251H149V247L147 248ZM200 251H204V253H202V252H200ZM205 251H207L208 252V255H207V252H206V255H204L205 254ZM2 252H3V256H2ZM7 252V253H6ZM177 252V253H176ZM192 252V253H191ZM196 254H195V253ZM4 253H6V254H4ZM104 253H105V255H104ZM133 253H136V252H133ZM149 253V252H148ZM199 253H202L201 254V256H203V258H204V260H202L203 258H201L200 257V254ZM124 254V255H123ZM199 254V255H198ZM30 255V254H29ZM199 256V258H198V260H197V257L196 256ZM2 257V258H1ZM8 259L9 260H7L8 261V264H11V263H9L10 262V259H11V257L9 258V254H8ZM168 258V259H167ZM4 259H5V261H4ZM199 259H201V260H199ZM112 260V261H111ZM126 260V261H125ZM128 260H130L131 262H129ZM128 261V262H127ZM62 262V263H61ZM64 262V263H63ZM143 262V263H142ZM199 262V263H198ZM140 263L141 264H149V263H146V262H144V261H140ZM154 263V262H153ZM201 263V264H202Z\"/></svg>",
    "mask_w": 264,
    "mask_h": 264
}]
</instances>
